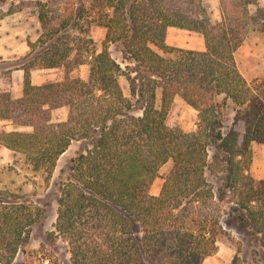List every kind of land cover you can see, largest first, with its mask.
<instances>
[{"label": "trees", "instance_id": "1", "mask_svg": "<svg viewBox=\"0 0 264 264\" xmlns=\"http://www.w3.org/2000/svg\"><path fill=\"white\" fill-rule=\"evenodd\" d=\"M219 3L221 19L215 21L203 0L81 3L54 32L41 35L43 49L23 67L22 96L0 91V120L31 128L0 130V143L25 154L45 180L60 156L81 143L63 171L56 222L47 236L68 243L73 264H203L229 235L222 222L226 206L238 217L244 212L264 240V179L250 173L251 144L264 143V78L248 81L235 60L250 32L264 33V6L258 0ZM38 6L40 22L48 25ZM82 17L106 29L100 51L89 26L72 34ZM169 27L201 33L205 48L169 47ZM112 44L120 46L124 67ZM74 48V64L90 65L88 79L65 74L32 83L31 70L65 67ZM176 95L198 111L196 131L167 123ZM62 106L69 108L68 118L53 122L51 111ZM168 162L161 191L153 195L150 186ZM44 217L39 205L0 204V264H12L19 250L31 258L25 264H58L22 247Z\"/></svg>", "mask_w": 264, "mask_h": 264}, {"label": "rangeland", "instance_id": "2", "mask_svg": "<svg viewBox=\"0 0 264 264\" xmlns=\"http://www.w3.org/2000/svg\"><path fill=\"white\" fill-rule=\"evenodd\" d=\"M92 0H0V91L10 90L13 97L23 94L25 83V70L23 67L36 52L43 48L41 35L54 32L56 26L63 18L74 14L81 3L88 7ZM47 12L48 25H43L39 18V6ZM210 18L221 19L219 0H203ZM259 6H264V0H258ZM256 6H251L255 11ZM88 27L90 36L94 39L100 51L105 38L106 29L96 24H90L82 17L73 35H77L80 27ZM88 30V28H86ZM72 35V37H74ZM85 36L86 34L83 33ZM49 39V38H48ZM166 44L183 50H203L205 40L201 33L178 27H169ZM71 45H74L72 43ZM76 47V46H74ZM158 50L157 47H154ZM160 51V50H159ZM113 57L124 67L126 62L118 44L111 45ZM161 52V51H160ZM78 53L74 48L65 67L37 68L31 70V81L34 85H44L55 82L67 74L71 78L88 79L90 65L84 63L74 64L73 58ZM235 60L243 75L250 82H257L264 78V33L250 32L241 46L235 52ZM70 65V68L68 66ZM70 68V70H69ZM122 85L128 86L125 80ZM125 87V89H127ZM157 103L161 99V89H157ZM136 114L142 111L137 108ZM69 108L66 106L51 111L53 122L65 121L68 118ZM234 112L230 111L227 126L231 124ZM198 111L189 105L180 95H176L167 116L170 126L180 127L185 132H194L197 129ZM31 131L30 127L16 125L10 120H0V130ZM226 130V129H225ZM81 147V143H73L69 149L60 156L52 177L45 180L42 171H34L28 163L25 154L7 148L0 143V204L25 203L39 205L45 208V217L39 224L33 226L31 236L22 247L28 252H38L39 255H49L58 264H73L68 243L59 238L55 243L48 240V233L54 229L57 217V197L59 182L66 177L63 172L72 156ZM252 163L250 173L255 179H264V143L252 142ZM213 154V148L210 155ZM211 160V158H210ZM172 166L171 162L163 165L150 186V193L158 195L165 182L166 175ZM212 182L219 183L216 178L209 177ZM222 222L229 235L223 236L218 242V250L207 257L203 264H264V240L257 236L245 220V213L241 217L230 213L229 206L224 207ZM40 257V256H38ZM31 258L21 250L14 257L12 264L29 263ZM47 263V261H46Z\"/></svg>", "mask_w": 264, "mask_h": 264}]
</instances>
